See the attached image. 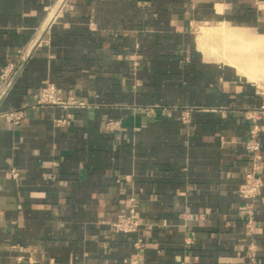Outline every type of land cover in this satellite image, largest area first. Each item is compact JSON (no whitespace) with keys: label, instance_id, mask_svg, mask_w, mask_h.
<instances>
[{"label":"crops","instance_id":"1","mask_svg":"<svg viewBox=\"0 0 264 264\" xmlns=\"http://www.w3.org/2000/svg\"><path fill=\"white\" fill-rule=\"evenodd\" d=\"M33 43L0 103V264H264V186L251 222L239 191L264 0H0V76Z\"/></svg>","mask_w":264,"mask_h":264},{"label":"built area","instance_id":"2","mask_svg":"<svg viewBox=\"0 0 264 264\" xmlns=\"http://www.w3.org/2000/svg\"><path fill=\"white\" fill-rule=\"evenodd\" d=\"M35 43L30 46L20 48L14 59L10 60L1 71L0 76V103L9 94L16 82L17 73L24 67L27 60L32 56ZM138 61H134V66ZM55 88L52 83H47L41 90L40 101H55ZM0 116L8 120H16L23 116V111L18 108L0 109ZM248 130L246 148L249 153L250 165L245 173L244 180L240 184L239 191L246 199L247 211L246 217L249 222L254 215L255 201L260 196L264 186V177L262 170V146L259 138V123L254 117ZM14 177L19 176V171L15 168L11 170ZM132 210H134L132 208ZM140 225V220L132 215H124L111 222V228L114 233L136 231Z\"/></svg>","mask_w":264,"mask_h":264},{"label":"bare ground","instance_id":"3","mask_svg":"<svg viewBox=\"0 0 264 264\" xmlns=\"http://www.w3.org/2000/svg\"><path fill=\"white\" fill-rule=\"evenodd\" d=\"M210 36H211V32H210V30L205 29L204 32H203V34H202L201 40H202V41H203V40H206V39H208V37H210Z\"/></svg>","mask_w":264,"mask_h":264},{"label":"rangeland","instance_id":"4","mask_svg":"<svg viewBox=\"0 0 264 264\" xmlns=\"http://www.w3.org/2000/svg\"><path fill=\"white\" fill-rule=\"evenodd\" d=\"M196 31L198 32L199 31V28H196ZM202 36V35H201Z\"/></svg>","mask_w":264,"mask_h":264}]
</instances>
